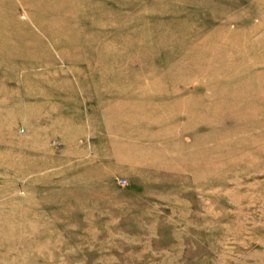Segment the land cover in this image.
<instances>
[{"label": "rangeland", "instance_id": "374dc122", "mask_svg": "<svg viewBox=\"0 0 264 264\" xmlns=\"http://www.w3.org/2000/svg\"><path fill=\"white\" fill-rule=\"evenodd\" d=\"M0 264H264V0H0Z\"/></svg>", "mask_w": 264, "mask_h": 264}]
</instances>
